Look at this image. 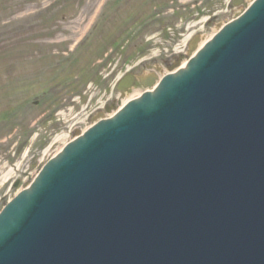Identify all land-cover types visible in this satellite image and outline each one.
I'll list each match as a JSON object with an SVG mask.
<instances>
[{
    "label": "water",
    "instance_id": "1",
    "mask_svg": "<svg viewBox=\"0 0 264 264\" xmlns=\"http://www.w3.org/2000/svg\"><path fill=\"white\" fill-rule=\"evenodd\" d=\"M118 117L3 215L0 264H264V0Z\"/></svg>",
    "mask_w": 264,
    "mask_h": 264
},
{
    "label": "rangeland",
    "instance_id": "2",
    "mask_svg": "<svg viewBox=\"0 0 264 264\" xmlns=\"http://www.w3.org/2000/svg\"><path fill=\"white\" fill-rule=\"evenodd\" d=\"M30 1L7 0L0 4V206L18 189L31 183L45 160L70 139L58 138L73 136L75 131L89 126L100 112L106 115L117 108L119 94L112 99V91L125 65L156 53L162 56L147 61L137 74L145 70L160 76L169 71L166 65L176 63V48L182 47L185 27L193 22L179 9L174 13L173 7L160 14L152 13L148 18L156 16L155 24L142 29L140 24L146 18L140 12H133L132 7L126 14L119 13L109 19L81 57L72 61V45L86 25V8L82 10L79 0H73L67 4L66 17L55 22L62 26L58 31L52 27L27 30L25 14L35 9L29 6ZM171 1L179 0L163 3ZM218 1L225 12L216 21L220 25L231 15L226 0H213L209 6ZM203 20L194 23L201 25ZM170 21L172 24L168 26ZM215 28L206 30L205 36L213 34ZM149 40L152 45H147ZM123 62V68L111 77L110 73ZM46 149L49 152L44 155Z\"/></svg>",
    "mask_w": 264,
    "mask_h": 264
},
{
    "label": "flooded vegetation",
    "instance_id": "3",
    "mask_svg": "<svg viewBox=\"0 0 264 264\" xmlns=\"http://www.w3.org/2000/svg\"><path fill=\"white\" fill-rule=\"evenodd\" d=\"M5 1H7V0H1L0 3H4ZM82 1L83 0H80L79 6L81 7L82 10H84L86 8L84 13H86V15H87L88 13L92 12L99 5V3L103 0H90L92 2L90 7L85 6L84 4L82 5V3H81ZM107 1L109 2V0H107ZM40 2H41V0H31L30 5H36V4H39ZM190 2H196V4H193ZM199 2H200V0H179L178 2H173V5L175 7L173 12L175 13V10L179 9L182 12L181 14H185L186 16H193L195 18H200L206 14H210L213 18L214 15L224 11L223 4L221 3V1H218L213 6H207L206 9L202 8V6L199 5ZM178 3H183V5H177ZM146 6H147L146 3L145 4H139L136 2L135 4H133L131 6H122V7H119L118 5L115 4V5H112L111 8H112V11L114 10L115 15H118L119 13L126 14L129 11V9L132 7H134L133 12H140L141 14H144ZM83 7H85V8H83ZM79 15H80V13L77 14V16H79ZM62 16L64 19L65 15L62 14ZM218 16L220 18V15H218ZM59 21L60 20L57 19L56 23ZM215 22H216V20L213 18L212 24H214ZM56 23L52 26L48 25L47 27L48 28L49 27L55 28V31H58L59 29L62 28V26L59 24H56Z\"/></svg>",
    "mask_w": 264,
    "mask_h": 264
},
{
    "label": "bare ground",
    "instance_id": "4",
    "mask_svg": "<svg viewBox=\"0 0 264 264\" xmlns=\"http://www.w3.org/2000/svg\"><path fill=\"white\" fill-rule=\"evenodd\" d=\"M194 27V25H189V26H187V30H192V28ZM103 28V25L99 28V30L96 32V34H95V36H94V38H93V40L95 41V38L97 37V35H98V33L100 32V30ZM207 38H208V36H207ZM93 41V42H94ZM92 42V43H93ZM91 43V44H92ZM203 43V42H202ZM204 44V43H203ZM203 44H201V46L203 45ZM158 56V54H156V53H154L151 57L153 58V57H157ZM192 56H194V55H192ZM151 58H141V59H139L137 62H135L134 64H132V65H130V67H129V70H132V71H134V70H139V69H141V68H143V66L146 64V62L147 61H149ZM187 63V59H184V61H183V63L179 66V68L178 69H182V68H184L185 67V64ZM122 65H125V62L124 63H122L121 65H119V67H118V69L115 71V72H113L112 73V75H111V77H113L114 75H115V73H117V71H120V69H122L123 68V66ZM173 72H175V71H173ZM152 87H149V88H147V90L149 91L150 89H151ZM142 90L143 89H140V88H135L134 90H132L131 92H128L126 95H124L125 97H120L119 99H121L122 98V107L124 106V105H126L128 102H130L131 100H133L134 98H136V97H138L139 95H141L142 94ZM105 98V95L104 96H102V100ZM120 101V100H119ZM111 115H113V114H111ZM67 138H71V135L70 134H67V135H65V136H63V138L61 137V138H58L59 140H67ZM53 145V144H52ZM50 148V147H49ZM48 152H49V149H46L45 150V152H44V155H46V154H48ZM12 174V171L11 172H9V173H7V175H6V177H4V182L6 181V179H8L7 177H9V175H11Z\"/></svg>",
    "mask_w": 264,
    "mask_h": 264
}]
</instances>
